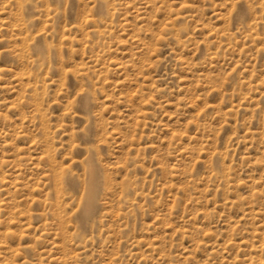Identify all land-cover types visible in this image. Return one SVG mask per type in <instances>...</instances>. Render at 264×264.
I'll return each instance as SVG.
<instances>
[{"label": "rangeland", "instance_id": "374dc122", "mask_svg": "<svg viewBox=\"0 0 264 264\" xmlns=\"http://www.w3.org/2000/svg\"><path fill=\"white\" fill-rule=\"evenodd\" d=\"M0 264H264V0H0Z\"/></svg>", "mask_w": 264, "mask_h": 264}, {"label": "bare ground", "instance_id": "6f19581e", "mask_svg": "<svg viewBox=\"0 0 264 264\" xmlns=\"http://www.w3.org/2000/svg\"><path fill=\"white\" fill-rule=\"evenodd\" d=\"M88 174V173H87ZM92 183V182H91ZM90 184V183H89ZM89 186V185H88ZM90 187H92V186H90ZM91 193V192H90Z\"/></svg>", "mask_w": 264, "mask_h": 264}]
</instances>
